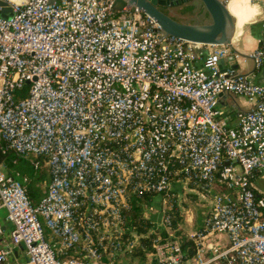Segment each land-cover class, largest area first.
<instances>
[{
	"label": "built area",
	"instance_id": "1",
	"mask_svg": "<svg viewBox=\"0 0 264 264\" xmlns=\"http://www.w3.org/2000/svg\"><path fill=\"white\" fill-rule=\"evenodd\" d=\"M4 1L0 264H131L139 250L149 264H264V83L220 68L230 47L114 0ZM250 57L264 66V35ZM224 93L252 103L235 124ZM6 152L48 168L38 204ZM16 246L27 259L9 260Z\"/></svg>",
	"mask_w": 264,
	"mask_h": 264
},
{
	"label": "crops",
	"instance_id": "2",
	"mask_svg": "<svg viewBox=\"0 0 264 264\" xmlns=\"http://www.w3.org/2000/svg\"><path fill=\"white\" fill-rule=\"evenodd\" d=\"M252 1V0H251ZM228 0V7L237 17V29L232 39L231 55L235 58H226L221 64L222 70L234 68L238 74L247 75L257 83H264V66L257 68L250 54L260 46L264 35V0ZM191 7V9H189ZM167 12L177 20L190 24H205L211 18L205 6L201 2L197 4H184L170 7ZM201 65V64H200ZM219 107L229 116L231 124L236 123V113L246 111L252 107V103L245 97L224 93L220 96ZM256 184L264 192V173L255 178ZM197 226L202 221H196ZM152 264V263H151Z\"/></svg>",
	"mask_w": 264,
	"mask_h": 264
},
{
	"label": "water",
	"instance_id": "3",
	"mask_svg": "<svg viewBox=\"0 0 264 264\" xmlns=\"http://www.w3.org/2000/svg\"><path fill=\"white\" fill-rule=\"evenodd\" d=\"M115 6L122 9L125 6L136 7L145 15L151 17L160 28L168 35L176 36L184 40L203 44L228 45L232 49V39L237 26L236 19L228 9V0H114ZM201 2L210 15V22L205 24H190L175 19L166 9L187 3L197 4ZM0 14L7 17L11 8L4 0H0ZM235 58L234 56H228ZM226 57V58H228ZM222 59L220 64L226 60ZM3 228L8 231V224L1 220ZM14 255L21 260L28 256H22V250L16 246L9 255L13 261Z\"/></svg>",
	"mask_w": 264,
	"mask_h": 264
},
{
	"label": "trees",
	"instance_id": "4",
	"mask_svg": "<svg viewBox=\"0 0 264 264\" xmlns=\"http://www.w3.org/2000/svg\"><path fill=\"white\" fill-rule=\"evenodd\" d=\"M189 9H191V7H189ZM1 155L12 171L27 176V181L24 182L27 194L34 204H38L43 196L39 185L41 182L49 179L48 168L43 163L36 166L31 160L21 157L13 152H6ZM12 160H15V162H12ZM142 211V207L136 203L129 209L127 217L128 223L130 225L137 224L139 230L142 229L141 226L146 224L142 217ZM181 218L182 217H179V220H181ZM177 220L178 219H174V222ZM137 255H141L142 259H145L143 251L139 250Z\"/></svg>",
	"mask_w": 264,
	"mask_h": 264
},
{
	"label": "rangeland",
	"instance_id": "5",
	"mask_svg": "<svg viewBox=\"0 0 264 264\" xmlns=\"http://www.w3.org/2000/svg\"><path fill=\"white\" fill-rule=\"evenodd\" d=\"M202 203L203 202L199 198H196L195 201H193L192 199H188V205L192 209L191 211L194 214L196 221L203 220L205 209L202 207ZM127 258L129 259L128 261H133L131 262V264H149V261H147L146 258L142 259L141 255H128Z\"/></svg>",
	"mask_w": 264,
	"mask_h": 264
},
{
	"label": "bare ground",
	"instance_id": "6",
	"mask_svg": "<svg viewBox=\"0 0 264 264\" xmlns=\"http://www.w3.org/2000/svg\"><path fill=\"white\" fill-rule=\"evenodd\" d=\"M250 1H251V0H250ZM252 1H253V0H252ZM252 1H251L252 5H253L254 7H257V5H256L255 3H253ZM228 9H229V11L232 13V15L235 17V19H236V21H237L238 19H237L236 15L232 12V10H231L229 7H228ZM236 26H237V22H236Z\"/></svg>",
	"mask_w": 264,
	"mask_h": 264
}]
</instances>
